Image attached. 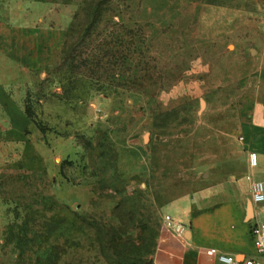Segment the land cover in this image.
I'll use <instances>...</instances> for the list:
<instances>
[{"label": "rangeland", "instance_id": "1", "mask_svg": "<svg viewBox=\"0 0 264 264\" xmlns=\"http://www.w3.org/2000/svg\"><path fill=\"white\" fill-rule=\"evenodd\" d=\"M26 1L0 17L41 24ZM82 6L43 17L65 44ZM48 61L19 103L25 133L0 132V264H149L165 207L237 178L264 127V0H111Z\"/></svg>", "mask_w": 264, "mask_h": 264}, {"label": "crops", "instance_id": "2", "mask_svg": "<svg viewBox=\"0 0 264 264\" xmlns=\"http://www.w3.org/2000/svg\"><path fill=\"white\" fill-rule=\"evenodd\" d=\"M56 2L27 0L31 6L19 7V12L43 11L39 25L0 17V132L25 133L28 116L19 103L30 86L29 75L63 47L65 28L46 24L43 18ZM34 83L32 79L31 85ZM243 140L245 153L237 178L227 177L219 187L206 183L165 207L163 220L169 215L186 229L179 235L163 223L151 255L152 264H231L209 253L210 248L238 261L252 258L264 264V255L257 253L251 235L255 217L264 220V202L252 200L248 179L251 176L253 180H264V175L259 174L264 169V127L249 128ZM252 151L258 154L257 166L251 165Z\"/></svg>", "mask_w": 264, "mask_h": 264}, {"label": "trees", "instance_id": "3", "mask_svg": "<svg viewBox=\"0 0 264 264\" xmlns=\"http://www.w3.org/2000/svg\"><path fill=\"white\" fill-rule=\"evenodd\" d=\"M110 1L111 0H83V6L81 9V15L83 17L82 22H78L79 15H75V22L72 24V27L69 29L70 33H69V38H67L68 42H66V44L64 42L63 47L60 50L59 54L61 52H63L64 54H68V52L74 53L77 47L79 46V44L85 43L86 39L91 36L94 28L98 26V24L103 20L104 13L106 12V7ZM104 56H106V54ZM115 56L116 58H118L117 55ZM124 56L125 55L123 54L122 51V53L120 54V58L118 59H123L125 58ZM83 62H86V59H84ZM96 62L98 64L99 62L98 58ZM96 74L97 73L93 72V75ZM103 142H106V140L104 139ZM114 173L117 174L116 170ZM99 231L102 232L103 230H99ZM117 244H119L118 239L111 240V246L113 247V249H116L118 247ZM154 245H156V241H154ZM59 259L60 257L58 254L56 255V257L52 259L51 264H57ZM138 263L140 262L137 261V264Z\"/></svg>", "mask_w": 264, "mask_h": 264}, {"label": "built area", "instance_id": "4", "mask_svg": "<svg viewBox=\"0 0 264 264\" xmlns=\"http://www.w3.org/2000/svg\"><path fill=\"white\" fill-rule=\"evenodd\" d=\"M250 161L252 166L258 165L257 152L252 151L250 153ZM248 179L251 180L250 190L252 200L257 203L264 202V180H253L251 176H248ZM164 223L168 228L174 230L179 235H183L185 232V225L183 223L177 222L169 215L165 217ZM251 235L257 253L264 255V220H261L258 216L255 217V221L251 226ZM208 251L213 255L218 254L220 259L231 264H257L252 258L238 261L233 256L218 253L216 248H210Z\"/></svg>", "mask_w": 264, "mask_h": 264}, {"label": "water", "instance_id": "5", "mask_svg": "<svg viewBox=\"0 0 264 264\" xmlns=\"http://www.w3.org/2000/svg\"><path fill=\"white\" fill-rule=\"evenodd\" d=\"M148 137H147V135L145 136V139H147ZM205 174H207V172L205 173ZM152 263V261H150V263L149 264H151Z\"/></svg>", "mask_w": 264, "mask_h": 264}]
</instances>
